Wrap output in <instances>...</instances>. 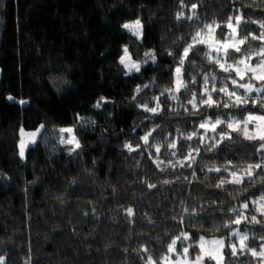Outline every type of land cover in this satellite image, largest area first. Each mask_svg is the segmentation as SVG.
Wrapping results in <instances>:
<instances>
[{
  "label": "trees",
  "instance_id": "trees-1",
  "mask_svg": "<svg viewBox=\"0 0 264 264\" xmlns=\"http://www.w3.org/2000/svg\"><path fill=\"white\" fill-rule=\"evenodd\" d=\"M136 19L143 25L141 39L122 27ZM261 24L264 0H0L2 264H150L149 257L164 264L182 232L190 238L177 240L178 255L188 247L194 258L201 236L217 237L226 241L221 264H264V257L249 251L259 253L264 245V214L257 210L264 204V140L249 139L244 124L249 115H264L260 100L247 99H264V92L246 93L231 83L255 89L264 88V81L253 73L241 80L223 72L215 52L212 60L205 56L207 45L194 47L179 64L191 38L212 25L217 40L247 37L239 53L229 49L227 63L244 59L257 66L264 40L252 37L264 32ZM124 46L142 64L140 73L125 75L119 63ZM145 53H153L155 63L145 65ZM178 66L188 88L175 93ZM204 76L209 92L216 77L214 99L218 94L227 99L218 93L227 85L247 102L237 108L200 106ZM169 89L178 100H171ZM192 92L199 107L195 115L188 104ZM157 102L155 114L139 107ZM208 118L239 122L238 129L222 124L217 132L225 129L230 139L217 144L209 131L198 143L204 134L199 123ZM40 125V137L21 158L20 131ZM253 126L247 123L249 136ZM64 127L74 129L81 145L74 152L55 133ZM149 132L145 144L142 137ZM193 132L191 140L184 138ZM173 142L175 149L168 147ZM189 151L195 157L191 167L185 160ZM215 168L220 171H208ZM232 172L241 184L231 183ZM221 180L226 183L217 187ZM237 214L243 217L238 225ZM236 231L247 237L244 247ZM203 264L217 263L206 256Z\"/></svg>",
  "mask_w": 264,
  "mask_h": 264
},
{
  "label": "snow or ice",
  "instance_id": "snow-or-ice-1",
  "mask_svg": "<svg viewBox=\"0 0 264 264\" xmlns=\"http://www.w3.org/2000/svg\"><path fill=\"white\" fill-rule=\"evenodd\" d=\"M193 8H195V5H193ZM237 23H239L240 21V17L236 18ZM123 29L127 30L128 32H130L133 36H135L137 39H141L142 38V29H143V25L141 23L140 19H136L134 22L131 23H124L122 25ZM218 27V25H217ZM228 28L232 29L233 32L236 31L235 28H233V25L231 23H228L227 25ZM261 28H264V24L260 25ZM204 29L207 30V38H201V33L200 31H198L196 33L195 36H193L191 38V42L187 44V46L183 49L179 64L181 66H183L184 62H185V58L189 57L190 51L196 47L197 45H207L209 51L205 52V56L208 57L210 60L213 59L211 53L215 52L216 53V58L214 60V62L216 64L219 65V68L225 72V73H231L234 72L241 80L244 79V74L246 71H252L255 72V69L252 68H246L244 70H242L240 67H237L236 64H244L245 60L244 59H240L238 61H236V64H229L227 63V58H228V51L231 48L233 50V52L235 53H239L240 52V47L237 46V43H231L230 40L234 39L233 37H229L226 38L224 40H217L212 36V33L214 31L213 26L212 25H204ZM253 39H261L264 40V32H262L260 34L259 37L253 36ZM245 39H247V37L242 38L238 41V44L242 45L245 43ZM261 56H264V49H261V52L258 53ZM146 59L145 61H143V63L146 65L149 61H151L152 63H155L156 61V57L153 53H145ZM225 61L224 63H222L221 61ZM119 63L123 66V68L125 69V75H132L133 73H140L141 72V63L134 61L131 57V54L129 53L128 47L124 46L123 48V54L119 57ZM257 67L259 68H264V59H262L258 64ZM175 73H176V79H175V88H174V92L178 93L180 91L181 88H184L187 91L188 86L183 82L182 77H181V67L178 66L175 68ZM261 81H264V74L259 75L258 77H255ZM215 80L216 77L213 76L212 77V82H213V86H212V90L211 92H209L208 87H209V77L208 76H204L203 77V91L201 92L200 95V101H199V105L200 106H206L208 109H212V108H217L219 109L221 106H223L224 108H237L240 107L241 103H246L247 99H257L260 100V103L262 106H264V99H261L259 96L253 98L251 96H248L247 99L242 101L241 96L237 95V90L233 89L232 91H229L227 85L219 88L218 93H222L225 97H227V99H222L221 96L218 94L217 97L214 99L212 93L213 92H217V89L215 87ZM192 83L193 85H195V78H192ZM231 83L233 85L237 86L238 88H244L246 89V93H251L253 91L260 93V92H264V88H253L250 85H245V84H238L237 80L233 79L231 81ZM145 88L149 87V85H144ZM136 93L139 94L141 92V88L138 86L136 88ZM168 94L170 95L171 100L176 101L178 100V96L176 94H173V90L169 89L167 90ZM164 93H162L163 95ZM233 97L235 98L233 100ZM9 99H11L9 97ZM133 99H135V96L133 97ZM156 100L158 101L159 98L157 97ZM101 101H104V98H101ZM107 102V101H104ZM20 103H24L23 101H21ZM188 104L191 105L192 109L194 110L191 114L195 115L199 112V107L197 105V100H196V93L192 92L191 93V99L188 100ZM96 108H100L101 107V102H97V104L95 105ZM139 107H142L146 112H151L153 114L157 113L160 105L157 102L155 107H151L149 108L146 104L145 105H139ZM187 107L185 106V111L187 112ZM253 120H259L261 122H264V115L262 116H251L249 115L247 117V120L244 121L245 124V135L248 136L249 139H256V135L252 134V135H248L247 133V123L248 121H253ZM84 124H94V121L91 120H85L83 121ZM226 122L217 118L214 122L208 118L205 119L203 122L199 123V129H204V134L202 136L199 137L198 143H204V139L206 136H208V132L211 131L212 133H216L215 136L210 137V139L216 140V143L219 144L221 141H223L225 138L230 139V134L225 130V129H221L220 132H217V128L222 125L225 124ZM238 124L239 122H228L226 123V128L227 129H232V130H237L238 129ZM43 125H40L39 128H43ZM259 127V125L257 126ZM23 131V130H21ZM39 131V129H37L36 132H32L29 133V135L33 138L32 139V143L35 144L36 140L35 137L37 136V132ZM59 132L62 134L60 137V143L63 145H74V147L72 149H70V151L74 152L76 149H79L81 147L76 135L74 134V129L72 127H64V128H60ZM67 133L68 134V138L65 139L63 134ZM151 135V132L145 134L142 139L145 142V144L148 143L149 141V136ZM197 133L193 132L191 134H189L188 136L184 137L186 140H191L194 136H196ZM259 139L264 140V135H261L259 137ZM130 151H134L135 149L132 148L131 145H125ZM168 147L175 149L177 147V144L175 142L171 143L168 145ZM216 145H212V148H215ZM25 144L24 141H21V145H20V151H19V156L21 158H23L25 156ZM261 148H264V144L261 145ZM211 150V149H209ZM156 151L159 152L160 148L159 146H156ZM197 155L199 154V149L195 150ZM172 155H175V153L173 152ZM186 161H190L191 163L188 164V167H191L192 163H195V157H193L192 152L189 151V153L187 154V156L185 157ZM177 163L180 164L181 167L184 166L183 162L177 161ZM172 167H175V165H171ZM256 168H260L261 165L257 164L255 166ZM227 168L224 169L225 172H227ZM208 171H217L219 172L220 169L219 168H215V169H208ZM248 173H249V179H251V166H249L248 169ZM195 173H193L194 175ZM231 176L233 177L231 183L234 184H241L242 183V178L237 176L236 172H232ZM165 183H168V181H165ZM224 183H226V181L221 180L220 184L217 185V187H220L221 185H223ZM149 187H155V185H149ZM261 201H264V196H262L260 198ZM253 203H256V201H253ZM243 209H247L249 207V205L247 203L242 205ZM258 211H261L262 214H264V204H261V207L259 209H257ZM233 211L235 212L236 210L233 209ZM128 213L129 215L132 214V209H128ZM190 215H195V213H191ZM243 217L240 214H237L236 219L233 221V223L235 224H240L242 222ZM252 220L255 221L256 217L253 216ZM227 226V225H225ZM233 235L239 236L240 237V242H241V247H244V240L247 239L246 236H241L239 231H236L233 233ZM181 237H183L184 240L189 239L190 237L188 236L187 233L182 232L180 236H178L176 239H174L172 241V244L169 245V251L172 252L175 250V244L177 242V240H180ZM200 249L201 252L203 253V255L201 256H197L195 258V261L193 262V264H201V261L204 259V256H207L209 260H214L217 261V264H219V257L218 255L213 254L214 253V249L213 250H205L204 249V243H209L211 245H219V246H223L224 241L223 240H212V241H204V237H200ZM189 247H191V245H189ZM189 248L188 247H184L183 248V253L186 256L188 253ZM144 251H147V249H144ZM249 251L251 252V254L253 256H261L264 257V245H262V249L259 253H257V251L255 249H249ZM236 252V246L235 245H231V253L234 255ZM165 262H167L168 257L164 258ZM3 262V258L0 257V264H2ZM149 262L150 264H155V261H152L151 257H149ZM177 264H187V261H177Z\"/></svg>",
  "mask_w": 264,
  "mask_h": 264
},
{
  "label": "rangeland",
  "instance_id": "rangeland-1",
  "mask_svg": "<svg viewBox=\"0 0 264 264\" xmlns=\"http://www.w3.org/2000/svg\"><path fill=\"white\" fill-rule=\"evenodd\" d=\"M233 28H235V27H233ZM207 31L206 32H203V33H201V38H207ZM212 36L215 38V33H214V31H213V33H212ZM216 39V38H215ZM238 38L237 37H234V39H231L230 40V42L231 43H237V46H239L240 44H238ZM133 59V58H132ZM134 60V59H133ZM135 61V60H134ZM142 65V64H141ZM237 67H240L242 70H244V69H246V68H252V69H255V72H252V71H246L245 72V74H247V73H253V74H255V77H258L259 75H261V74H264V68H259V67H257V66H251L249 63H244V64H242V65H240V66H237ZM244 74V75H245ZM256 116H258V115H256ZM253 117H255V116H253ZM248 123L250 124H253L254 126V130H253V134H255L256 135V137L257 136H261V135H264V122H261V121H259V120H253V121H248ZM259 125V127H257ZM39 129V131L37 132V136L35 137V140L37 141L38 140V138L40 137L39 135L41 134V131H42V129L41 128H38ZM59 129L60 128H58V129H56V131H55V133H57V135H59L60 137H61V133L59 132ZM23 131H20V137H21V141H24V144H25V148H24V151H25V154L27 153V151L29 150V147H30V145H32L33 143H32V137L29 135V133H32V132H36L37 131V129L36 130H30V131H26L25 129H22ZM67 133H64L63 134V136H64V138L65 139H67L68 137H67ZM21 141H20V143H19V148H20V145H21ZM68 146H70L71 147V145H68ZM72 146H74V145H72ZM212 240H223L224 241V239H221V238H205L204 239V241H212ZM225 243H226V241H224V244H223V246H219V245H211V244H209V243H204V249L205 250H215L214 251V253L213 254H215V255H218V257H219V264H221L222 262H223V249H224V247H225ZM168 255H169V257H168V260H167V262H165V260H164V264H177V261H187V264H193V262L195 261V258L197 257V256H201V255H203V253L202 252H200V254H198V255H196V257H194V258H192L191 256H190V254H189V250H188V253H187V255L185 256L184 255V253L182 252V254H180V255H178L177 253H176V248H175V250L174 251H172V252H168ZM205 257L206 256H204V259L201 261V264H203L204 263V260H205ZM216 263H217V261H215Z\"/></svg>",
  "mask_w": 264,
  "mask_h": 264
}]
</instances>
